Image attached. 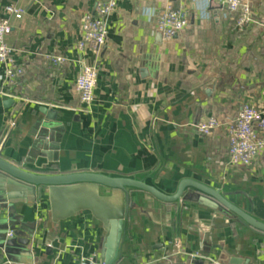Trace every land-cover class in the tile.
<instances>
[{
    "label": "crops",
    "instance_id": "crops-1",
    "mask_svg": "<svg viewBox=\"0 0 264 264\" xmlns=\"http://www.w3.org/2000/svg\"><path fill=\"white\" fill-rule=\"evenodd\" d=\"M224 1L118 0L105 45L79 51L81 20L95 0H0V20L10 25L5 43L23 69L0 96L1 157L38 174L142 180L169 196L182 180H194L264 223V151L251 167H234L226 137L243 104L264 117V0H241L252 20L243 30ZM168 4L187 13L188 25L165 41L155 25ZM7 7L22 10L21 19ZM52 56L67 62L53 66ZM83 66L97 71L88 108L74 88ZM2 76L0 66V84ZM41 109L54 111L58 125V151L50 158L37 149ZM212 117L219 126L198 134L196 125ZM127 193L118 264H264V234L233 214L188 198L166 204L139 190ZM3 194L1 218L6 209L13 222L0 235L28 244L17 246V259L0 252V264H101L106 228L90 211L59 219L46 191L35 200ZM194 253L201 257L191 259Z\"/></svg>",
    "mask_w": 264,
    "mask_h": 264
},
{
    "label": "water",
    "instance_id": "water-1",
    "mask_svg": "<svg viewBox=\"0 0 264 264\" xmlns=\"http://www.w3.org/2000/svg\"><path fill=\"white\" fill-rule=\"evenodd\" d=\"M45 116V122L39 124L37 149L42 155L50 158V153H56L58 141L54 138V130L58 127L55 123V112L41 109ZM100 189L110 191V196H102ZM127 189L144 192L154 199L172 204L183 198L199 203L205 207L219 209L233 214L240 222L250 229L264 234V223L257 221L231 202L223 194L194 180H182L174 195H165L142 180L129 178H113L98 173H73L66 175L38 174L6 161L0 155V202L4 199V192L24 194L28 200H35L36 194L46 191L48 194L51 210L56 218L71 216L78 210H88L106 228V236L102 244L101 264H118L119 248L123 239L124 219L126 215L125 196ZM187 189L194 191L193 194L184 195ZM118 196H120L118 198ZM124 199H123V197ZM5 212L0 215V234L6 231L12 224L11 215ZM14 235H16L14 233ZM18 244V245H17ZM27 240L17 239L16 246L3 241L0 235V252L6 260L21 257L17 246H25ZM3 256L0 254V259ZM231 264L235 260L230 261Z\"/></svg>",
    "mask_w": 264,
    "mask_h": 264
},
{
    "label": "built area",
    "instance_id": "built-area-1",
    "mask_svg": "<svg viewBox=\"0 0 264 264\" xmlns=\"http://www.w3.org/2000/svg\"><path fill=\"white\" fill-rule=\"evenodd\" d=\"M180 1V0H176ZM118 0H95L93 12L83 16L81 20L82 39L77 49L82 51L86 46L99 49L106 43L108 31V19L115 12ZM228 14L236 16V27L243 30L252 23L251 12L247 3L241 0L224 1ZM6 14L16 20L21 19L22 10L7 7ZM188 25L187 13L180 7L168 4L156 17V31L163 40L170 41L175 38ZM10 32L7 20H0V66L3 76L0 84V96L6 97L5 89L12 85L23 74V69L13 58V50L5 43V37ZM53 66L66 64V59L60 56L49 57ZM97 84V71L93 67L83 66L77 78L74 88L79 96L83 108H88L93 101V94ZM263 114L250 104H243L236 116L226 125V137L228 141V159L234 167H251L257 157L264 151V117ZM219 126L216 118H209L196 125V131L202 136H208ZM14 127L10 124L9 128ZM14 231L8 236L12 237ZM179 250V244H175ZM199 253L190 255L191 259L200 258ZM83 264H90L84 262ZM209 264H218L210 261Z\"/></svg>",
    "mask_w": 264,
    "mask_h": 264
}]
</instances>
